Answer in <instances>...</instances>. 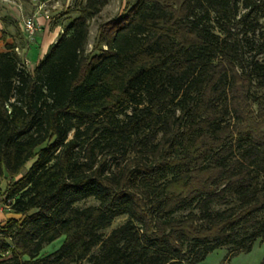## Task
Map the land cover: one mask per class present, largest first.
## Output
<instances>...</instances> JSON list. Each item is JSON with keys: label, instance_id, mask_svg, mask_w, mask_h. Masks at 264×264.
<instances>
[{"label": "trees", "instance_id": "1", "mask_svg": "<svg viewBox=\"0 0 264 264\" xmlns=\"http://www.w3.org/2000/svg\"><path fill=\"white\" fill-rule=\"evenodd\" d=\"M109 1L76 0L31 72L15 42L0 52L13 216L0 222V264H198L249 251L264 237V0H136L87 51Z\"/></svg>", "mask_w": 264, "mask_h": 264}, {"label": "rangeland", "instance_id": "2", "mask_svg": "<svg viewBox=\"0 0 264 264\" xmlns=\"http://www.w3.org/2000/svg\"><path fill=\"white\" fill-rule=\"evenodd\" d=\"M136 0H110L109 3L101 10V12L93 18L89 22V40H88V46H87V51H90L96 35H97V28L100 24L108 22L109 20L115 18V17H120L125 12L131 8L135 4ZM76 0H0V23L2 24L1 20H5L6 18H12L13 16H18V20L23 21L26 20L27 18L31 17L34 12L42 14V16H46V20L48 21L47 23V31L52 32V24L53 22H57L58 24H61V31H62V26L67 23L69 18L74 17L75 15L68 16L65 12L68 8L73 7L75 4ZM39 7L41 10H39ZM39 10V11H38ZM35 13V14H36ZM246 11L240 10V14H244ZM12 14V15H11ZM253 14L251 15V17ZM16 21L17 23L19 21ZM259 23L262 24V30H264V19H260ZM0 24L1 26L4 27L5 30H7L8 34L15 39V44L18 46L19 49V57L22 58V51L21 47L25 46L27 51L29 50H40V41L39 38L42 36V32L40 30H37L35 32L34 39L31 42H28L27 40H23L22 37H20V33L18 31V28L14 24H12L11 21H8V19L5 20V24ZM243 22L240 24V28H242ZM42 28V27H41ZM60 34V32H59ZM1 36V34H0ZM59 36V35H58ZM58 36H56L58 38ZM250 40L254 42L255 47H257L261 42L262 39L260 38L259 34L255 35H250ZM3 41L0 38V48L3 47ZM256 49H253L252 53L250 54H255ZM251 55V56H252ZM44 57V56H43ZM32 56L30 57L28 55L27 61L29 62L28 67L26 69L28 71H32V66L35 64V59H31ZM258 59L264 60V53L259 54ZM23 59L22 61H24ZM26 61V60H25ZM72 134H70V137ZM132 154H129L128 156H131ZM123 157L117 155L115 159L111 158L109 160V168L112 172H116L118 169V166L122 163ZM32 162L28 163L26 165V168L28 169ZM2 189H0V193H2L5 188L7 181L5 179H2ZM97 202H95L92 199L85 200L83 202H80L77 204V207L83 208L89 205H96ZM224 207H219V206H214L212 208V212L222 210ZM187 212L180 213V214H186ZM3 214L9 217H13L11 214V208L8 211L3 212ZM178 214V215H180ZM261 220H264V213L260 214ZM8 218V217H7ZM126 218L125 217H120L114 220L112 223L111 227L104 231L105 235H108L109 232L120 226L125 222ZM61 239L56 240L50 245L45 246L42 256L51 254L54 252L60 245ZM264 258V237L256 239L250 250L245 251V249H236L232 246L224 247L218 250H215L214 252L208 254V256L200 263L198 264H259ZM186 264V263H182Z\"/></svg>", "mask_w": 264, "mask_h": 264}, {"label": "crops", "instance_id": "3", "mask_svg": "<svg viewBox=\"0 0 264 264\" xmlns=\"http://www.w3.org/2000/svg\"><path fill=\"white\" fill-rule=\"evenodd\" d=\"M35 13L36 12H34V14L31 17H29V18H32L35 15ZM18 16H19V14H17L16 17L12 15V18L14 17L13 20L17 21L19 19ZM22 22L23 21H21V20L18 22V24H19L18 31L20 33V37H22L23 40L26 41V38H25V36H24V34L22 32V29H21ZM35 22L38 25L39 30L41 29L40 32H42L43 29H44V31L42 32V36L39 38V41L41 43L40 47H39L40 50L39 51L38 50H29V51H27L25 46L21 47V51H22L21 55H22L23 59H25L27 61V57L29 55L30 57L32 56V58H31L32 60L33 59L36 60L34 66H32V69L43 58V56L48 52L49 47L56 42V40H57L56 36L59 35V32L62 33L61 27H52L53 28L52 32L47 31V23H48V21L46 20V16H42V14H40V13L35 17ZM2 29H3V26H1L0 31ZM5 32L7 34V39L3 43V47L5 46V44H11L12 42H15V39L12 38L8 34L7 30H5ZM17 48H18V46H17ZM18 49H20V47ZM4 51H5V47L3 49L0 48V52H4ZM28 64H29V62H28ZM0 189H2V181H0ZM7 217L9 218V216H7V215L5 216L3 213H0V222L6 220Z\"/></svg>", "mask_w": 264, "mask_h": 264}, {"label": "built area", "instance_id": "4", "mask_svg": "<svg viewBox=\"0 0 264 264\" xmlns=\"http://www.w3.org/2000/svg\"><path fill=\"white\" fill-rule=\"evenodd\" d=\"M39 10H41L40 7H39ZM38 14L39 13H36L32 18H27L26 20H23L22 22L21 29L28 42H31L34 39L35 32L39 30V27L35 22V17ZM15 51L19 55V49L16 48ZM22 62L26 67H28L29 64L27 61L24 60ZM9 209H10L9 202H5V198L0 193V213L8 211Z\"/></svg>", "mask_w": 264, "mask_h": 264}]
</instances>
